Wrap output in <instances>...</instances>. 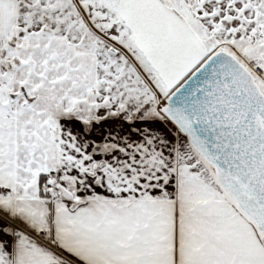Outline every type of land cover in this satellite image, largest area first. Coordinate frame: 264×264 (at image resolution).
Segmentation results:
<instances>
[{
  "label": "snow or ice",
  "instance_id": "6c2138e0",
  "mask_svg": "<svg viewBox=\"0 0 264 264\" xmlns=\"http://www.w3.org/2000/svg\"><path fill=\"white\" fill-rule=\"evenodd\" d=\"M0 264H264V0H0Z\"/></svg>",
  "mask_w": 264,
  "mask_h": 264
}]
</instances>
